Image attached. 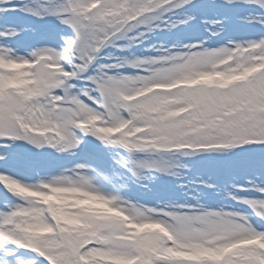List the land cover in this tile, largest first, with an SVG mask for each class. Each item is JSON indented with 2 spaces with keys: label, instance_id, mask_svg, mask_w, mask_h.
I'll list each match as a JSON object with an SVG mask.
<instances>
[{
  "label": "snow or ice",
  "instance_id": "obj_1",
  "mask_svg": "<svg viewBox=\"0 0 264 264\" xmlns=\"http://www.w3.org/2000/svg\"><path fill=\"white\" fill-rule=\"evenodd\" d=\"M0 264H264V0H0Z\"/></svg>",
  "mask_w": 264,
  "mask_h": 264
}]
</instances>
